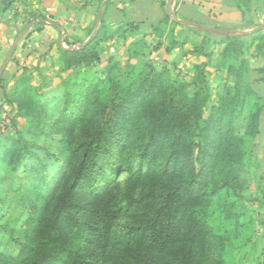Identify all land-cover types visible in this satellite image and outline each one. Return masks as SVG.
<instances>
[{"label":"trees","instance_id":"1","mask_svg":"<svg viewBox=\"0 0 264 264\" xmlns=\"http://www.w3.org/2000/svg\"><path fill=\"white\" fill-rule=\"evenodd\" d=\"M13 1L0 0L3 9ZM38 19L45 17L33 15L28 22ZM43 23H35L32 30L40 29ZM130 28L108 31L100 25L97 33L78 48H59L55 75L63 89L40 88L26 82L31 71L24 68L16 79L14 102L18 115L37 125L40 109L53 98L62 100L61 116L68 114L73 100L69 99L67 88L75 84L87 88L90 83L83 74L70 83V72L100 63L99 45L124 37ZM214 44L222 45L216 60L207 51ZM192 52L206 60L186 69L195 87L191 94L183 83L171 80L167 68L158 70L150 62L130 79V84L112 82L120 71L119 63L112 56L107 58L103 78L91 85L89 103L81 110L74 109L76 114H84L93 111V104L101 106L100 125L81 135L73 160L67 156L57 178L46 182L42 191L35 193V199L28 196L27 238L19 244L16 254L0 252V264H237L234 248L228 252V237L218 230L231 225L233 233L240 235L253 226L241 203L244 196L233 189V182L245 165L255 161L254 140L263 101L248 80L247 55H264V32L224 34L221 38L204 36ZM128 53L141 54L130 50ZM209 67L224 71L225 75L214 90L216 102L207 107L212 91ZM32 69L45 79L38 66ZM256 70L261 75L259 79L264 80V65ZM107 89L110 95L102 102V92ZM160 93L162 97L152 114L151 137L155 139L161 131L167 133L170 149L163 165L170 170L179 168L183 178L177 180L173 174H164L162 185L157 188L144 189L137 196L125 194V208L133 219L123 231L114 233V222L120 217L98 201L113 181L111 176L120 162L110 155V145L125 136L126 121L140 103L136 100L156 94L159 97ZM29 104L33 106L31 114L26 110ZM79 117L76 115L74 121ZM238 118L251 123L253 142L247 143L240 134L232 135V122ZM57 128L63 131L61 124ZM226 132L231 135L229 140L223 135ZM219 135L212 150L210 139ZM19 141L17 159L23 158L29 146L28 142ZM0 152L8 155L10 150L3 148ZM110 157L116 159L105 171L97 160ZM238 201L240 206L236 205ZM249 242L250 238L244 239L243 245Z\"/></svg>","mask_w":264,"mask_h":264},{"label":"rangeland","instance_id":"2","mask_svg":"<svg viewBox=\"0 0 264 264\" xmlns=\"http://www.w3.org/2000/svg\"><path fill=\"white\" fill-rule=\"evenodd\" d=\"M123 45L110 44V46H106V49L101 52L100 63L70 72L68 77L70 83L83 74L88 79L87 82L92 84L87 83L89 86L87 88L78 84L67 88L70 92L69 99H72L73 103L69 106L71 109L66 115L61 116L59 103L62 100L60 98H53L46 102L39 111L37 125L34 123L31 125L25 116L17 113V105L14 102L17 91L16 81L3 83L2 90L0 89V151L3 148H8L10 153L7 155L0 152V252L16 254L19 251V244L24 241L25 237L27 238L25 225L29 218L28 196L35 199V193L38 190L39 192L42 191L46 182L52 178H57L59 167L65 164L67 156H71L73 160V150L79 143L81 135L100 125L102 120L101 106L93 104L90 107V110L93 111L84 114H76L74 109L79 108L81 110L89 103L88 98L93 91L91 85L96 83V79L103 78L102 72L108 57H114L119 63L120 71L116 73L112 82L115 80V83L118 82L123 86L130 84L133 81L130 79L137 75L145 63L150 62L158 70L167 68L171 80L183 83L188 94L194 91L191 73L186 72V69L189 68L187 60L183 62L179 59V55L169 60L166 58L167 54L161 50L148 55L130 57L127 53L130 49H124ZM133 48L131 51L138 54L142 52V49L137 45ZM58 55L39 60L38 68H40V73H45V79L40 78L37 71L31 67L29 69L31 77L26 82L40 88L47 86L53 89H63L61 80L55 75L56 66H58L55 62ZM201 60V58L196 59V61ZM209 68L208 79L212 91L209 94L207 107L216 102L214 90L221 79ZM9 87L10 89L6 91ZM109 93L108 89L102 92V102L109 97ZM161 97L162 94L160 93L159 97L156 94L144 99L143 96L138 98L136 101L140 103L133 109L134 112L124 126L125 136L110 145V155L116 156L120 162L111 176L113 181H111L106 193L100 195L98 201L101 206L116 211L120 217L114 222L112 228L114 233L123 231L133 219L130 210L125 208V194L134 193V196H137L144 189L157 188L162 185L164 174H173L177 176V180L183 178L179 168L170 170V167L165 168L163 165L170 149L167 133L161 131L155 139L151 137L152 114L156 111ZM32 107L30 104L28 105L27 114H31ZM76 115H80V117L74 121ZM205 115H207V110ZM59 124L63 129L62 132L59 130L61 128H57ZM70 124L71 130H69ZM230 129H232L230 130L232 135L240 134L244 136L247 143L253 142L251 138L253 130L248 120L238 118L232 122ZM214 131L212 130V132ZM228 133L223 135L229 140L231 135ZM220 137L221 135L212 136L210 139L212 150H214L213 146L215 147ZM19 138L22 140L19 141ZM18 141L20 144L29 143L21 159L16 158ZM115 159L110 157L106 160L101 158L97 161L105 171H108ZM259 172L258 164L252 161L243 167L240 177L233 182V189L244 196L241 203H244L247 208L253 226L241 232L240 235L237 232L233 233L231 225L221 226L218 230L228 237L227 240L230 243L228 252L231 247L234 248L232 253L237 264H264V198L262 197L264 189L260 182ZM97 175L96 172L94 178ZM89 199L91 200V197ZM241 203L238 201L236 205L240 206ZM247 238H250L251 242L243 245L244 239ZM235 244L238 246H234Z\"/></svg>","mask_w":264,"mask_h":264},{"label":"crops","instance_id":"3","mask_svg":"<svg viewBox=\"0 0 264 264\" xmlns=\"http://www.w3.org/2000/svg\"><path fill=\"white\" fill-rule=\"evenodd\" d=\"M33 15H42L45 19L33 21L17 42L0 73L1 90L3 83H14L24 68L38 66L40 59L55 56L59 48L73 49L83 45L97 33L100 25L108 31L131 27L124 37L102 42L99 45L100 57L110 44H124V49L129 48L130 51L137 45L142 47L140 55L161 50L169 60L179 55L183 62H189V67L206 60L192 52L193 45L204 36L221 38L224 34L264 32V28L253 31L264 21V0H170V10L168 0H14L7 9H3L0 2V66L15 37ZM39 21L44 22L41 28L32 30ZM221 49V44L208 47L212 60L218 58ZM128 54L130 57L140 56ZM247 57L248 80L263 101L254 152L264 189V80L259 79L261 75L256 70L264 65V55ZM199 58L202 60L196 61ZM209 69L220 78L225 75L224 71Z\"/></svg>","mask_w":264,"mask_h":264},{"label":"water","instance_id":"4","mask_svg":"<svg viewBox=\"0 0 264 264\" xmlns=\"http://www.w3.org/2000/svg\"><path fill=\"white\" fill-rule=\"evenodd\" d=\"M168 6H169V10H170V0H168ZM98 17H99V15H98ZM98 17H97V22H98ZM40 20H43V19H40ZM46 21H48L49 23H51V24H53V25H56V23H54V22H52V21H49V20H46ZM178 21L181 22V23H186V24L189 23V22L186 21V20H178ZM33 23H34L33 21L27 23V24L23 27V29L18 33V35L15 37L14 41L12 42V44H11V46H10V48H9V50H8V52H7L6 56H5V58H4V61H3L2 65L0 66V73H1V71H2V69H3V66H4L5 62L7 61V59H8V58L10 57V55L12 54V52H13V50H14L16 44H17V42H18L19 39H20V38H21V37H22V36H23V35L29 30V28L32 26ZM96 25H97V23H96ZM263 28H264V23H262V24L258 25L257 27H255V28L253 29V31H258V30H261V29H263ZM216 30H218V29H216ZM218 31H219V30H218Z\"/></svg>","mask_w":264,"mask_h":264}]
</instances>
